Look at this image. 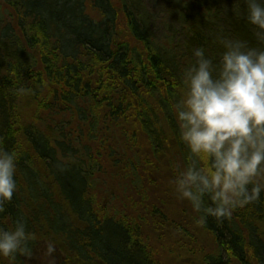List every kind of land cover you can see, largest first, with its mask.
<instances>
[{
  "label": "trees",
  "instance_id": "16d2710c",
  "mask_svg": "<svg viewBox=\"0 0 264 264\" xmlns=\"http://www.w3.org/2000/svg\"><path fill=\"white\" fill-rule=\"evenodd\" d=\"M223 36L257 44L244 0H0V148L18 153L0 226L33 234L15 264H264V193L199 225L166 179L183 70Z\"/></svg>",
  "mask_w": 264,
  "mask_h": 264
},
{
  "label": "clouds",
  "instance_id": "9594fccd",
  "mask_svg": "<svg viewBox=\"0 0 264 264\" xmlns=\"http://www.w3.org/2000/svg\"><path fill=\"white\" fill-rule=\"evenodd\" d=\"M245 21L256 45L223 36L219 60L204 47L183 70L182 91L172 104L186 162L173 184L203 225L209 216L229 218L264 193V0H244ZM18 153L0 148V212L14 198ZM206 198L211 203L206 202ZM24 218L0 226V264L33 255ZM49 241L47 252H55Z\"/></svg>",
  "mask_w": 264,
  "mask_h": 264
},
{
  "label": "rangeland",
  "instance_id": "374dc122",
  "mask_svg": "<svg viewBox=\"0 0 264 264\" xmlns=\"http://www.w3.org/2000/svg\"><path fill=\"white\" fill-rule=\"evenodd\" d=\"M173 158V156L172 155H170L169 154V156L167 157V156H164L162 159L160 158V160L161 161H165V160H167V159H172ZM176 161V162H180V159H179V157H177V158H173V161ZM175 161H174V163H175ZM174 163L172 164L173 165V167L171 168H169L168 169V172H166V179H167V177H168V175H169V173L173 176L172 178H171V183L169 184V187L171 188V189H173L174 188V190H175V186H174V184H173V180H174V178H175V176L178 174V172L181 170V164L180 163H177V166L175 167V165H174ZM160 174V173H159ZM165 178V177H164ZM118 179H114V183H112V184H110L111 186H112V189H116V190H118L120 193H121V195L123 194V188L120 186V181L118 182L117 181ZM165 186V185H164ZM165 187H167V186H165ZM123 191V192H122ZM127 195V194H126ZM175 201V200H174ZM176 203H177V201H175ZM181 206H178V213L176 214L177 216H178V218L179 219H187V216L186 215H184V214H181L182 213V211H181V208H180ZM190 224H189V226H187V230L188 231H190L193 235H195L196 236V238L197 239H199V238H201L202 239V241H204V242H206V240H205V235L202 233V231L196 226V225H194V224H192L193 222L192 221H190L189 222ZM177 252L178 253H180L181 255H182V258H181V262H182V264H195L194 262H193V260H192V258H190V257H188V258H186L185 257V250H177ZM162 253H166V251H163ZM169 263H173L172 261H169Z\"/></svg>",
  "mask_w": 264,
  "mask_h": 264
},
{
  "label": "bare ground",
  "instance_id": "6f19581e",
  "mask_svg": "<svg viewBox=\"0 0 264 264\" xmlns=\"http://www.w3.org/2000/svg\"><path fill=\"white\" fill-rule=\"evenodd\" d=\"M117 62H118V60H115V61H113V63H112V64H114V65H115ZM96 252H97V251H96ZM97 253H98V252H97Z\"/></svg>",
  "mask_w": 264,
  "mask_h": 264
}]
</instances>
